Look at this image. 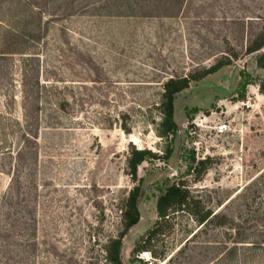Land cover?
Listing matches in <instances>:
<instances>
[{
	"label": "rangeland",
	"instance_id": "374dc122",
	"mask_svg": "<svg viewBox=\"0 0 264 264\" xmlns=\"http://www.w3.org/2000/svg\"><path fill=\"white\" fill-rule=\"evenodd\" d=\"M263 23L264 0H0V264H103L135 184L130 144L156 156L137 167L122 264H146L137 246L177 182L225 223L176 212L153 264H264V71L245 53ZM228 49L174 96L161 137L162 84Z\"/></svg>",
	"mask_w": 264,
	"mask_h": 264
},
{
	"label": "trees",
	"instance_id": "16d2710c",
	"mask_svg": "<svg viewBox=\"0 0 264 264\" xmlns=\"http://www.w3.org/2000/svg\"><path fill=\"white\" fill-rule=\"evenodd\" d=\"M228 50L230 51L228 58L223 57L200 72H195L185 77L169 78L162 84L163 92L160 104L162 119L158 126V134L161 137L167 138L175 129L173 120L174 96L187 88L191 81L215 73L223 66L228 65L230 63V57H237L234 51ZM245 53L247 55L256 54L255 64L257 68L264 71V23L259 31L254 33L249 39ZM258 90L260 93L264 94V75L258 84ZM125 131L127 132V130ZM167 152L170 153V150ZM155 156L156 155L150 152V150L137 149L134 145L130 144L127 167L130 178L135 184L129 190L127 197L121 205L122 230L116 237L109 239L107 245L104 247L105 261L103 264H122L120 256L122 238L132 226L138 223L140 218L138 209L140 186L136 184L137 167L139 163L146 158ZM209 162V158L197 161L193 168V172L195 171L197 175L203 174L208 168ZM182 211L191 215V218L201 225V227L210 224L222 225L225 223L226 219L224 213H219V211L213 212L209 208L206 209L205 206L201 204L200 200L194 199L183 182L172 183L166 186L163 192L158 196L156 200L157 220L147 231L145 237L141 239L140 244L137 246V251H146L150 253L151 257L158 258L160 254L155 248L158 238L163 234L173 231L175 226L173 221L174 215L176 212Z\"/></svg>",
	"mask_w": 264,
	"mask_h": 264
},
{
	"label": "built area",
	"instance_id": "2783aa9c",
	"mask_svg": "<svg viewBox=\"0 0 264 264\" xmlns=\"http://www.w3.org/2000/svg\"><path fill=\"white\" fill-rule=\"evenodd\" d=\"M206 119H208V118H204L202 120L205 121ZM228 131H229L228 123H226V122H218L214 127H212V131L211 132L215 136H223ZM142 254L144 255L142 257H144V261H145L146 264H153L151 262V255H150L149 252H142Z\"/></svg>",
	"mask_w": 264,
	"mask_h": 264
}]
</instances>
